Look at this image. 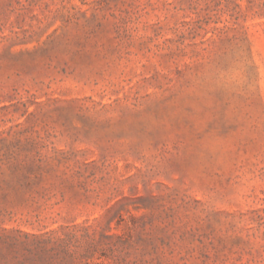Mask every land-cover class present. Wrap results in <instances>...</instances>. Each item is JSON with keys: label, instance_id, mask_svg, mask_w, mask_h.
<instances>
[{"label": "rangeland", "instance_id": "1", "mask_svg": "<svg viewBox=\"0 0 264 264\" xmlns=\"http://www.w3.org/2000/svg\"><path fill=\"white\" fill-rule=\"evenodd\" d=\"M0 264H264V0H0Z\"/></svg>", "mask_w": 264, "mask_h": 264}]
</instances>
